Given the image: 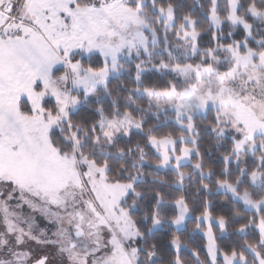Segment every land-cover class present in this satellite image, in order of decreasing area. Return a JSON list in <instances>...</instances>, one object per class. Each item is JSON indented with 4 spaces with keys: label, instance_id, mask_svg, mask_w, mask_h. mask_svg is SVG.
I'll list each match as a JSON object with an SVG mask.
<instances>
[{
    "label": "snow or ice",
    "instance_id": "snow-or-ice-1",
    "mask_svg": "<svg viewBox=\"0 0 264 264\" xmlns=\"http://www.w3.org/2000/svg\"><path fill=\"white\" fill-rule=\"evenodd\" d=\"M0 264H264V0H0Z\"/></svg>",
    "mask_w": 264,
    "mask_h": 264
},
{
    "label": "trees",
    "instance_id": "trees-1",
    "mask_svg": "<svg viewBox=\"0 0 264 264\" xmlns=\"http://www.w3.org/2000/svg\"><path fill=\"white\" fill-rule=\"evenodd\" d=\"M189 2H191V0H189ZM201 2L202 3H206L207 0H201ZM153 79H155V77H153ZM217 210H219V209H217ZM192 227H194V221H190L189 222V228H192ZM216 232H217V236H219L220 233H219L218 229H216ZM190 242H191V246L192 247H197L198 248V250L201 252V257L203 258L204 255H205V249L202 246L206 244V241H205L204 237L201 234H199V233H194L192 235V238H191ZM226 242H227V238H225V240L221 241V243H226ZM189 259L191 261L190 255H189Z\"/></svg>",
    "mask_w": 264,
    "mask_h": 264
},
{
    "label": "rangeland",
    "instance_id": "rangeland-1",
    "mask_svg": "<svg viewBox=\"0 0 264 264\" xmlns=\"http://www.w3.org/2000/svg\"><path fill=\"white\" fill-rule=\"evenodd\" d=\"M45 223H46V222L43 221L42 226H44ZM199 234H201V235L204 237V239H205V241H206V243H207V239H206V237L203 235V233H199Z\"/></svg>",
    "mask_w": 264,
    "mask_h": 264
},
{
    "label": "flooded vegetation",
    "instance_id": "flooded-vegetation-1",
    "mask_svg": "<svg viewBox=\"0 0 264 264\" xmlns=\"http://www.w3.org/2000/svg\"><path fill=\"white\" fill-rule=\"evenodd\" d=\"M42 224H43V221H41V226H42Z\"/></svg>",
    "mask_w": 264,
    "mask_h": 264
}]
</instances>
